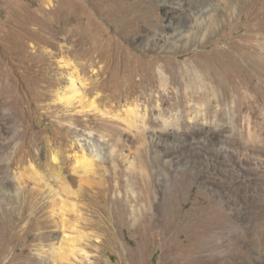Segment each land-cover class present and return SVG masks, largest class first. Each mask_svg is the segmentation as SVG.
Listing matches in <instances>:
<instances>
[{"label":"rangeland","instance_id":"1","mask_svg":"<svg viewBox=\"0 0 264 264\" xmlns=\"http://www.w3.org/2000/svg\"><path fill=\"white\" fill-rule=\"evenodd\" d=\"M228 1L0 0V264H264V0Z\"/></svg>","mask_w":264,"mask_h":264},{"label":"bare ground","instance_id":"2","mask_svg":"<svg viewBox=\"0 0 264 264\" xmlns=\"http://www.w3.org/2000/svg\"><path fill=\"white\" fill-rule=\"evenodd\" d=\"M222 2H224V11L227 13V14H232L233 13V11L235 12V6H233L232 5V3H231V1H228V0H222ZM217 5L218 4H215V5H212L208 10V12H212L213 14H215V13H218L219 12V10L216 8L217 7ZM202 11L203 10H201V9H199V14L201 13L202 15H199V16H203V14H205V13H207V10L206 11H204L203 13H202ZM264 25V24H263ZM261 26L262 28L260 29V30H262L263 31V33H264V26ZM210 26V25H209ZM208 27V26H207ZM209 29H214V26L212 25V26H210L209 28H208V30ZM256 30V29H255ZM252 32V31H251ZM179 35V34H178ZM191 35V34H190ZM262 51H263V53H261V56H256V57H254L253 59H251L250 61V65L251 66H255V63H261V62H264V48L263 49H261ZM248 63V62H247ZM249 64V63H248ZM264 64V63H263ZM65 67H67V68H73L74 66L72 65V64H70L68 61H65V65H64ZM73 74H76V73H73ZM161 75H162V72H161ZM74 76L75 75H72V78H70V80H69V82H70V92H71V94L66 98V99H64V100H66V104L67 105H70V106H72L73 105V103L75 102V101H77V100H79V97H81L80 96V93H79V91H78V89H77V86H76V84H77V81H76V79H74ZM65 97V96H64ZM80 101L83 103L84 102V100H83V98H81L80 99ZM134 111V110H133ZM132 113V112H131ZM135 113V112H134ZM137 113V112H136ZM87 160V159H86ZM89 164V162H87V161H85L84 159H79L78 158V160H77V162H76V165H75V167L73 168L74 169V171H75V173H79V172H86L85 170L87 169V165ZM88 168H89V165H88ZM55 173H56V175H55V178L54 179H56L57 181H58V185H59V187H60V189H62L63 191L65 190V187H64V183H63V180H62V177H63V174H62V172H61V170H59V169H56L55 170ZM81 176V175H80ZM57 178H59V179H57ZM61 178V179H60ZM58 202H59V199L57 200V198H56V200H54V202H53V205H54V207H56V206H59L58 205ZM65 210V209H64ZM64 210H63V207H61V209H59V211H60V216L62 215V216H64ZM66 215V214H65ZM63 221V220H62ZM158 222V221H157ZM64 223V222H63ZM65 224V223H64ZM67 224V223H66ZM63 228L65 229L66 227L63 225ZM68 228V227H67ZM70 228V227H69ZM68 228V229H69ZM210 229H212V227H210L209 229L207 228V229H203V228H201V227H198L197 228V232L198 233H200V234H203V235H206V234H208L209 233V231H210ZM239 231V230H238ZM211 234V233H210ZM54 238V236L52 235V236H47L46 238H44L43 237V240L44 241H49V240H52ZM206 238V237H205ZM218 238H219V236H218ZM77 241H79V240H77ZM65 244V243H64ZM65 245H67V244H65ZM64 246V245H63ZM62 246V244L60 245V247H59V249H58V252L60 253V252H63L64 251V253H60V254H57L58 256H60V258L58 259V260H56V262H61V261H63V259H65V257H67V253H68V249L67 250H65V248ZM68 246V245H67ZM72 246V245H71ZM71 246H69V247H71ZM66 247V246H65ZM69 247H66V248H69ZM55 249V248H54ZM57 249V248H56ZM71 251V250H70ZM55 253V252H54ZM73 253V252H72ZM71 253V254H72ZM56 255V254H55ZM56 255V256H57ZM74 255H75V253H74ZM54 257V256H53ZM57 259V258H56ZM186 259V258H185ZM55 262V263H56ZM171 262V261H170ZM54 263V264H55ZM57 264V263H56ZM170 264H189L188 262H181V261H173V262H171Z\"/></svg>","mask_w":264,"mask_h":264}]
</instances>
